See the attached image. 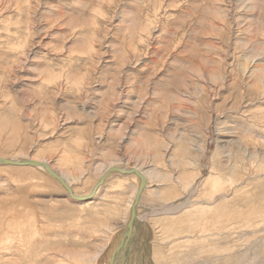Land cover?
Segmentation results:
<instances>
[{
    "label": "rangeland",
    "instance_id": "374dc122",
    "mask_svg": "<svg viewBox=\"0 0 264 264\" xmlns=\"http://www.w3.org/2000/svg\"><path fill=\"white\" fill-rule=\"evenodd\" d=\"M0 156L77 196L139 167L162 264L255 238L264 264V0H0ZM136 186L82 204L0 164V264H108Z\"/></svg>",
    "mask_w": 264,
    "mask_h": 264
},
{
    "label": "bare ground",
    "instance_id": "6f19581e",
    "mask_svg": "<svg viewBox=\"0 0 264 264\" xmlns=\"http://www.w3.org/2000/svg\"><path fill=\"white\" fill-rule=\"evenodd\" d=\"M0 159H4V160H7V161H14V162H16V161H22V160H8V159H5L4 157H2V156H0ZM29 161H38V159L37 160H35V158H33V159H30ZM39 162H43L42 160H39ZM43 163H45V164H47V162H43ZM2 164V163H1ZM2 165H4V166H7L6 164H2ZM48 165V164H47ZM9 166V165H8ZM17 167H21V166H17ZM22 167H26V166H22ZM48 167H50L51 169H53L56 173H57V175L59 176V177H61V179H63V181L65 182V184H67V185H69V182H68V180H67V178L61 173V172H59L58 170H56L55 168H53L51 165H50V163H49V165H48ZM34 168H38L39 170H43L46 174H48L47 173V171L44 169V168H42V167H39V166H37V167H34ZM114 168H119V167H116V166H114V167H112V166H107V167H105V169L101 172V175L98 177V180H97V182L95 183V185L92 187V189L94 188V187H96L98 184V181H100L101 182V185H99V187L97 188V190H96V192L94 193V196H93V198L95 197V195L98 193V190H99V188L102 186V183L104 182V180H106V178L108 177V176H110L111 174H115V173H118L119 175H122L123 177L125 176V177H131V176H134V177H136L137 178V183H138V186H136L135 188H134V191L132 192V196H131V202H130V205H129V207H128V216H129V219L127 220V226L123 229V231L121 232L122 234H121V239H120V241L122 240V238H123V236H125V235H129V231H130V229L131 228H133V225H134V227H135V229H133V231H132V233L133 234H131V235H129V236H132L131 238H129V239H131V240H129L128 242H126L122 247H120V248H118L119 250H116V252H112L113 254L112 255H110L111 257H110V260H109V263L108 264H122L124 261H125V259L127 260V262H126V264H134V262H143L144 260H146L147 258V260H146V262H145V264H162V262L160 261V260H157V259H161L162 258V256L161 255H159V254H157V253H155V251H154V248H152L151 247V240H150V238H149V236H150V231H149V226H145V225H143V224H138L137 222H135V220H134V223L132 222V220H131V216H130V214H131V209H132V206H133V204H134V202H135V200H134V198H135V196H136V194H137V192H138V190H139V187L141 186V178L137 175V174H134V173H131V175H128V174H124V173H119L118 171H114V172H112L113 171V169ZM119 169H121V168H119ZM123 170H127V171H130V170H134V171H137V173L138 174H140V176L143 178V182L145 183V188L144 189H142V192H141V194H140V197H139V203H140V201H143L144 202V200H145V197H144V199H142L143 198V196H144V194L146 195V192L148 191V188H151L150 187V182H149V178H148V175L146 174L145 175V172L141 169V168H139V167H133V168H129V169H127V168H125V169H123ZM106 174V175H105ZM49 175V174H48ZM51 176V175H50ZM60 185V184H59ZM62 186V185H61ZM70 186V188L72 189V187H71V185H69ZM91 189V190H92ZM147 190V191H146ZM150 190V189H149ZM72 191H73V189H72ZM91 192V191H90ZM89 192V193H90ZM68 193V192H67ZM73 193H74V191H73ZM88 193V194H89ZM155 193V192H154ZM75 194V193H74ZM88 194H86V195H88ZM76 195V194H75ZM77 196V195H76ZM82 196H85V195H82ZM82 196H79V197H82ZM69 198H70V196H69ZM92 198V199H93ZM71 200H73L72 198H70ZM92 199H89V200H84L83 202L84 203H90L91 201L90 200H92ZM73 201H76V200H73ZM77 202H80V203H82L83 204V202H81V201H77ZM142 202V203H143ZM139 206V205H138ZM137 206V207H138ZM137 207H136V210H137ZM136 210H135V212H136ZM189 210V209H188ZM137 212H138V210H137ZM141 219V218H140ZM226 220V219H225ZM143 222V221H142ZM150 223V222H149ZM221 224H223V223H221ZM227 226V225H226ZM214 228V227H213ZM215 228H217V227H215ZM228 228V227H227ZM219 230V229H218ZM223 230V229H222ZM226 232V231H225ZM218 234V233H217ZM223 234V233H222ZM220 236V235H219ZM224 236H225V234H224ZM5 237V236H4ZM210 237V236H209ZM257 237V236H256ZM208 238V237H207ZM228 238V237H227ZM170 239V238H169ZM175 240V239H174ZM120 241L118 242V244L120 243ZM186 241V240H185ZM229 241V240H228ZM174 242V241H173ZM201 242V241H200ZM203 242V241H202ZM252 242H254L253 244H251L250 245V247H246L247 245H243V244H240L239 246L240 247H235V246H233V247H230V249H228L227 248V245H228V242L227 241H225V243H223L222 241H221V243H219L218 242V244H221L222 246H223V248H222V251L221 252H218L217 251V253L214 251V252H211V253H213V254H211L210 256H207L208 258H206V259H202V260H197V258L195 259V258H193V257H191L190 255H192V252L190 251H187L186 253H184L183 255H180V257H179V259H180V264H250V262L251 261H253V260H255V259H260L259 258V256H260V254H259V251L257 252V246H256V244L257 243H259V240L257 239V238H255V240L254 241H252ZM230 243V242H229ZM235 243V242H234ZM239 243V242H238ZM118 244H117V246H118ZM186 244V243H185ZM262 245V244H261ZM116 246V247H117ZM188 246H189V244H188ZM238 246V245H237ZM163 247V246H162ZM199 247V246H198ZM139 248L141 249V251H139ZM199 248H201V247H199ZM115 249H117V248H115ZM183 249V248H182ZM202 249V248H201ZM204 250V249H203ZM205 251V250H204ZM210 251V250H209ZM249 251H252L253 252V254H254V256L253 257H251V258H249V256H248V252ZM195 252V251H194ZM193 252V253H194ZM200 252H202V251H200ZM117 253V254H116ZM179 253V252H178ZM183 253V252H182ZM204 253H206V252H204ZM209 253V252H208ZM78 254V253H77ZM71 255H72V253H71ZM100 255V254H99ZM99 255H96V259H98V257H99ZM198 255V254H197ZM134 256H136L135 257V259H134V261L133 262H130L133 258H134ZM213 256V257H212ZM79 258H80V256H79ZM81 258H82V256H81ZM78 259V258H77ZM77 259H75V261H78ZM92 259V258H91ZM131 259V260H130ZM199 259V258H198ZM61 260V259H60ZM87 260V259H86ZM63 261V260H62ZM91 261V260H90ZM116 261V262H115ZM264 261V260H263ZM161 262V263H160ZM56 263V262H55ZM88 263V262H87ZM254 263H256V262H254ZM13 264V263H12ZM16 264V263H15ZM79 264V263H78ZM90 264V263H89Z\"/></svg>",
    "mask_w": 264,
    "mask_h": 264
},
{
    "label": "water",
    "instance_id": "95a60500",
    "mask_svg": "<svg viewBox=\"0 0 264 264\" xmlns=\"http://www.w3.org/2000/svg\"><path fill=\"white\" fill-rule=\"evenodd\" d=\"M6 164L7 166H12V167H16V166H26V167H42L44 168L47 173L49 175H51L52 178H54L60 185H62V187L65 189V191L68 192V195L70 196V198H72L73 200H76V201H81L83 202L84 200H89V199H92L93 196H94V193L96 192L97 188L99 187V185H101V182L98 181V185L96 187H94L91 192L88 194V195H85V196H82V197H79V196H76L72 189L70 188L69 185L65 184V182L63 181V179H61V177H59L57 175V173L51 169L50 167H48L47 164L43 163V162H39V161H25V160H22V161H7V160H4V159H0V164ZM114 171H118L119 173H124V174H128V175H131V173H134V174H137L140 178H141V186L139 187V190L134 198L135 202L132 206V209H131V220L132 222L134 223V220L135 222H137L138 224L139 223H142V220H140L135 212L136 210V207L139 205V197H140V194L142 192V189L145 188V183L143 182V178L140 176V174L137 173V171H134V170H130V171H127V170H123V169H119V168H114L112 172ZM106 175V174H105ZM133 229H135L134 225H133V228L130 229V231L128 232L129 235L133 234L132 231ZM129 235H125L123 236L122 240L120 241V243L118 244L117 246V250H119L118 248L122 247L126 242H128L129 238H131L132 236H129ZM117 254V253H116ZM116 262V261H115ZM117 264V263H116Z\"/></svg>",
    "mask_w": 264,
    "mask_h": 264
}]
</instances>
